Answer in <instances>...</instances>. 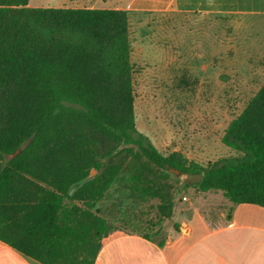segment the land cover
Masks as SVG:
<instances>
[{
	"label": "trees",
	"instance_id": "1",
	"mask_svg": "<svg viewBox=\"0 0 264 264\" xmlns=\"http://www.w3.org/2000/svg\"><path fill=\"white\" fill-rule=\"evenodd\" d=\"M28 3L0 0V240L43 264H94L111 230L96 204L123 172L155 194L156 170L201 173L185 187L264 206V85L222 138L248 158L188 166L136 128L129 13Z\"/></svg>",
	"mask_w": 264,
	"mask_h": 264
},
{
	"label": "rangeland",
	"instance_id": "2",
	"mask_svg": "<svg viewBox=\"0 0 264 264\" xmlns=\"http://www.w3.org/2000/svg\"><path fill=\"white\" fill-rule=\"evenodd\" d=\"M70 3L87 6L82 0H29L28 6L67 8ZM129 26L137 130L164 156L180 153L188 166L247 159L222 138L264 85V15L133 12ZM124 150L129 162L130 151ZM150 178L157 180L156 194L139 191L123 172L96 204L109 235L128 232L161 240L192 217L191 203L203 191L159 170ZM161 194L173 202L170 219L160 213Z\"/></svg>",
	"mask_w": 264,
	"mask_h": 264
},
{
	"label": "crops",
	"instance_id": "3",
	"mask_svg": "<svg viewBox=\"0 0 264 264\" xmlns=\"http://www.w3.org/2000/svg\"><path fill=\"white\" fill-rule=\"evenodd\" d=\"M69 9L264 15V0H82ZM192 202V217L161 240L116 232L102 240L94 264H264V206L233 203L219 190ZM163 241V246L158 242ZM0 264H43L0 240Z\"/></svg>",
	"mask_w": 264,
	"mask_h": 264
},
{
	"label": "water",
	"instance_id": "4",
	"mask_svg": "<svg viewBox=\"0 0 264 264\" xmlns=\"http://www.w3.org/2000/svg\"><path fill=\"white\" fill-rule=\"evenodd\" d=\"M169 171L177 177H183L189 185L200 184L203 179L201 173H184L177 168H169Z\"/></svg>",
	"mask_w": 264,
	"mask_h": 264
}]
</instances>
